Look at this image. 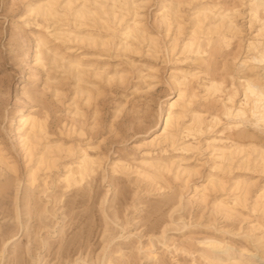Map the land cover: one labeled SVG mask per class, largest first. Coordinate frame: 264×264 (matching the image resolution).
<instances>
[{
	"label": "rangeland",
	"instance_id": "374dc122",
	"mask_svg": "<svg viewBox=\"0 0 264 264\" xmlns=\"http://www.w3.org/2000/svg\"><path fill=\"white\" fill-rule=\"evenodd\" d=\"M45 1L0 0V140L17 166L15 174L0 169V264H74L76 259L77 264H227L231 258L241 260L246 250L256 256L244 263L264 264V209L253 207L264 185V162L258 158L264 126L247 119L229 129L227 123L237 120L220 114L232 84L234 100H242L243 74L264 88V62L239 67L253 55L249 42L264 47V35L256 36L261 22L250 18L249 0L179 5L166 24L163 0H135L136 20L144 30L135 39L122 35L133 20L131 11L116 7L115 13L122 14L119 22L96 10L81 23L72 13L83 0H71L69 8L66 0H57L55 16L44 20L29 9ZM203 2L235 5L238 32L229 47L222 46L211 58L207 74L189 78L186 93L195 96L174 129V142L154 143L169 99L178 93L171 70L193 73L201 70L200 56L204 65L207 61V53L182 51L193 35L197 3ZM90 3L84 4L94 12ZM110 6L107 2L103 9ZM260 16L264 18V9ZM39 39L45 45L39 46ZM230 48L233 54L224 55ZM68 60H80L82 73L63 67ZM223 75L222 92L204 91L208 78L221 81ZM192 111L205 120L199 131L190 126ZM20 114L45 120V134L30 155L17 138ZM213 115L219 121L209 122ZM235 144L249 154L248 161L246 153H233L228 160L217 157L215 148L233 149ZM48 145L60 149L51 153V168L37 172L31 186L27 170ZM82 150L98 157L99 167L92 178L66 189L62 176ZM151 158L169 160L172 166L159 170L160 178L152 181L132 172ZM118 161L129 164V170L113 172ZM211 177L221 186L209 187ZM237 180L246 183L240 190L235 189ZM203 186L204 197L198 199ZM150 240L151 253L138 250ZM211 241L230 249H217L208 255L212 261L206 260L202 245ZM154 253L156 261L150 258Z\"/></svg>",
	"mask_w": 264,
	"mask_h": 264
},
{
	"label": "bare ground",
	"instance_id": "6f19581e",
	"mask_svg": "<svg viewBox=\"0 0 264 264\" xmlns=\"http://www.w3.org/2000/svg\"><path fill=\"white\" fill-rule=\"evenodd\" d=\"M57 0H47L44 3H38L30 7L29 11L34 13L35 16H39L44 20L51 19L55 16L56 10L54 5ZM87 1H90V4L95 5V11L92 12L90 9L86 8ZM193 1H200V0H163L162 8L164 9V18L163 22L166 24L169 22L170 18L168 17L169 14L175 12L174 8L183 5V4H190ZM111 3L110 9L104 10L103 4ZM249 7V15L250 18L257 20L260 23L258 33L256 36L264 35V18L260 16L261 11L264 9V0H249L248 1ZM71 5V0L65 1V6L69 8ZM198 7H196V12L194 15L193 25L194 30L192 31V36H190L187 41L183 42L182 44V51L188 53H196L202 54L207 53L206 58L207 61L205 65L203 64L205 58L200 56L197 59V65L201 70L197 72L191 73V71H186L183 69H173L171 70V77L172 85L175 89H177V97L169 99L168 107L164 118L162 117L161 122L159 123V133L155 134L154 143L163 142H174V129L179 124L178 121L182 117L186 115L187 109L190 107L192 103L194 94L190 93L189 95L186 93L187 86L189 85V78L197 79L199 78V74H207V70L212 64L211 58L219 53L222 46L229 47L231 45V39L235 36L238 32L235 26V17L237 10H235V5L230 7L219 6L218 4H211V3H197ZM219 6L215 9L216 6ZM118 7L119 10H124L126 14L130 11L133 14V20L131 23L126 24L123 28L122 35L125 37H132V38H140L142 37L144 30L141 28V24L136 20L138 3L135 0H83V3L77 7L73 11V15L76 20L80 21L81 23L86 22V19L96 15V10H99L102 14H104L113 20H118L121 22L122 14L118 15L115 13V8ZM215 9V10H214ZM206 22L205 25L203 23ZM170 23V22H169ZM198 35H202L203 43L200 41ZM151 38V37H150ZM90 40V38H89ZM91 41V40H90ZM40 42L42 45H45V41L43 39L38 40V45L40 46ZM260 42H249L248 48L253 51V55L249 59H242L240 62V68H247L246 64L250 61H254L257 63L264 62V47L261 45ZM208 47V48H207ZM226 56L233 54L232 49L230 48L228 51L223 53ZM235 59V56L232 58ZM51 62H56V57H51ZM63 67L68 68L72 71H76L78 73H82L81 63L79 61L68 60L63 65ZM83 70V69H82ZM226 71V70H225ZM121 78V77H120ZM232 78V76H231ZM225 76H221V81L215 79V77L208 78L206 84H203V89L208 94H213L218 91L222 92L221 86L224 84ZM242 86V100L236 102L235 96L237 94V89L233 84L231 85L230 92H227L226 100H221L220 106V114L225 116L227 120H237L235 124L231 125L230 122L227 123L228 128H238L240 127L244 121L247 119L253 124L254 126L261 127L264 126V88L260 85L256 84L254 80L248 73L243 74V80L239 84ZM221 88V90H220ZM229 91V90H228ZM191 115V127L195 131H199L201 125L205 122L201 113L192 111ZM16 125H17V134L19 141L22 142V146L28 150V155H30L31 150L34 148L37 140L40 138V135L45 134V120L41 119L35 114H20L16 118ZM216 122L219 121L217 115L211 116L209 122ZM155 125V127H158ZM236 146L233 149H228L227 147H219L215 148L214 150L217 152V157L219 159L228 160L230 159L233 153H246L245 149L240 148L239 145L235 144ZM250 145L249 147H251ZM2 141L0 140V169H5L6 171L15 174L17 171L16 163L13 160H10V157H7V153L5 149L2 148ZM252 149L254 147H251ZM59 146H44L43 151L35 159V166L29 168L27 170V177L29 184L32 186L36 181V174L41 169H50L55 161L54 156L51 154L54 150H59ZM186 149H189L188 147ZM149 152H143L142 155H148ZM248 153L245 154V158L248 161ZM258 158L264 162V149L259 150ZM256 159V157H255ZM112 171L116 172H127L130 168L129 164L124 163L122 161L114 162L112 164ZM172 166V162L169 160L163 159H150L148 161H141V164L136 166L135 174L139 177L149 178L151 181L160 178L159 170H170ZM97 167H99V158L92 157L87 153L86 150H82L79 157L76 158L75 166L69 165L66 167L65 173L62 176V186L66 189L71 188L72 186L80 184L86 178H92L91 176L96 172ZM187 173H190V169H182ZM45 185L44 178L42 179ZM208 186L214 188L216 186H221V181L218 178L211 177L208 181ZM246 183L243 181L237 180L235 182V189H239L244 186ZM159 189L161 186L159 185ZM207 189V186H203L201 188V193H198V199L204 197L203 190ZM46 195V194H45ZM47 196V195H46ZM238 199V198H236ZM105 200V196L102 198V202ZM106 201V200H105ZM180 202V201H179ZM180 204V203H179ZM218 208L221 211H225V207L221 204H217ZM260 207L264 209V185L263 190L256 195V198L253 202V207ZM116 218V216H113ZM164 229V228H163ZM8 239V238H7ZM5 241V240H4ZM43 242V239H42ZM220 242V241H219ZM204 254H201L206 260L212 261V258L208 257L213 251L220 249V251H228L230 249V245H220V243L205 242L203 243ZM224 246V247H223ZM152 242L151 240L148 242L147 245H141L138 247V250L144 248L151 253L152 249ZM223 247V248H222ZM29 248L26 247L27 252ZM105 250V249H104ZM4 252V248L0 250V261L2 259V255ZM256 256V253L249 252L248 250L245 251L244 257L240 259L231 258L229 259L230 262L227 264H246L244 260L250 261L253 257ZM80 257V256H78ZM151 259L154 261L158 260L157 253H154L150 256ZM39 259V255L37 256ZM84 259V258H83ZM80 260V258H79ZM20 261V260H19ZM74 264H77V259L75 260ZM91 264V263H87ZM107 264H111L108 262ZM158 264H161L159 262ZM218 264V262H215Z\"/></svg>",
	"mask_w": 264,
	"mask_h": 264
}]
</instances>
